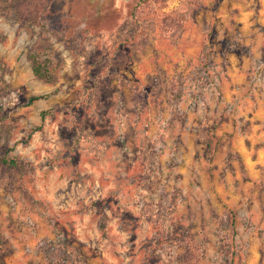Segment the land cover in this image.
<instances>
[{"label":"rangeland","instance_id":"obj_1","mask_svg":"<svg viewBox=\"0 0 264 264\" xmlns=\"http://www.w3.org/2000/svg\"><path fill=\"white\" fill-rule=\"evenodd\" d=\"M0 137V264H264V0H0Z\"/></svg>","mask_w":264,"mask_h":264},{"label":"trees","instance_id":"obj_2","mask_svg":"<svg viewBox=\"0 0 264 264\" xmlns=\"http://www.w3.org/2000/svg\"><path fill=\"white\" fill-rule=\"evenodd\" d=\"M28 59L31 62V72L33 76L46 83H50L53 78V71L50 68V62L48 61V59H45L43 61L36 54H28ZM49 95L50 94L32 96L29 98L28 104L30 105L38 100H46L49 97ZM180 98H181L180 92H178L176 99L174 101L179 102ZM39 129L40 127H38L37 130ZM0 166L2 169L8 172L11 171L20 172L22 171L23 168L22 164L14 157H11L8 153V150H4L1 146H0ZM1 242H2V237L0 236V243ZM49 262L50 264H62L61 261L57 259L53 260V258L50 259Z\"/></svg>","mask_w":264,"mask_h":264}]
</instances>
